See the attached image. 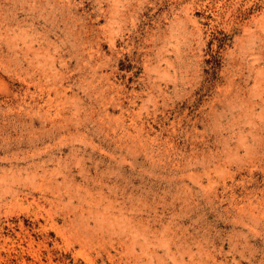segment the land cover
<instances>
[{"label":"rangeland","instance_id":"rangeland-1","mask_svg":"<svg viewBox=\"0 0 264 264\" xmlns=\"http://www.w3.org/2000/svg\"><path fill=\"white\" fill-rule=\"evenodd\" d=\"M0 264H264V0H0Z\"/></svg>","mask_w":264,"mask_h":264}]
</instances>
